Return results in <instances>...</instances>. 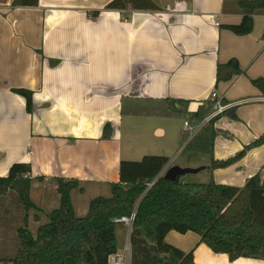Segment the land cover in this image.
<instances>
[{"label": "crops", "instance_id": "1", "mask_svg": "<svg viewBox=\"0 0 264 264\" xmlns=\"http://www.w3.org/2000/svg\"><path fill=\"white\" fill-rule=\"evenodd\" d=\"M111 1L38 0L34 7H12L13 0H0V177L13 164H26L32 193L46 181L64 179L78 182L71 202L73 192L83 196L88 190L109 197V184L119 180V163L132 161L129 143L123 142H131L133 120L168 119L135 115L129 106L187 101L189 116L207 109L214 90L237 120L220 116L212 125L216 136L209 151H194L199 152L194 160L179 167L194 169L199 162L208 183L238 189L255 175L263 178L264 143L227 167H208L234 157L264 134V96L251 84L264 77V12L253 15L250 34L237 36L224 27L239 24V2L252 0H150L158 10H105ZM94 11L97 17L91 16ZM230 59L238 62L241 74L216 82L217 66ZM17 89L32 93L31 113L13 92ZM105 125L109 138H104ZM153 135L162 138L165 129L157 125ZM155 147L148 143L133 154L142 158L144 149ZM172 166L170 160L160 176ZM197 174L183 181L205 184L186 179ZM84 209L81 215L74 209L76 216H85ZM40 222L30 213L31 231ZM116 239L121 253L129 239L126 228L117 229ZM164 241L185 253L193 250V264H264L243 258L230 262L191 232H169ZM3 247L0 237V257L6 255Z\"/></svg>", "mask_w": 264, "mask_h": 264}, {"label": "trees", "instance_id": "2", "mask_svg": "<svg viewBox=\"0 0 264 264\" xmlns=\"http://www.w3.org/2000/svg\"><path fill=\"white\" fill-rule=\"evenodd\" d=\"M38 0H13L12 7H34ZM241 22L224 28L237 36L248 35L253 29V15L264 12V0L240 1ZM156 11L150 0H112L105 7L109 11ZM98 12L91 13L97 17ZM241 74L238 62L230 59L216 68V82L229 81ZM251 84L264 96V77L251 80ZM25 100L27 113L32 112V93L24 89L13 91ZM149 108L146 103L129 106L132 114L171 117L187 114L188 102L164 100ZM149 105H153L150 103ZM157 105V104H155ZM189 115L194 124L202 121L211 110ZM147 108L149 111H147ZM160 110V111H157ZM125 112V111H124ZM220 116L237 120L233 109H228L208 123L206 133L189 141L186 147L193 151L208 152L216 132L212 125ZM110 126H104V138H109ZM183 135L182 140L185 141ZM264 143V134L234 157L212 161L209 170L224 168L244 156L247 150ZM165 156L146 155L140 161L119 163V180L109 184V197L93 198L85 216L77 217L71 202V192L78 188L73 180L54 179L59 205L43 213L30 199L32 179L30 167L13 164L5 177H0V196L13 191L23 206L21 226L16 228L17 246L13 257H0V264H107L108 257L116 254V231L123 225L114 219L130 217L134 213L129 234L130 264H193V250L185 253L167 244L169 232L194 233L200 243L214 254L227 255L230 262L239 258L264 262V177L247 180L242 189L214 182L191 184L179 177L165 180L160 173L168 164ZM35 180L41 181V178ZM82 189H79L81 192ZM14 211V210H13ZM39 221L42 214L46 222L32 232L27 224L30 213Z\"/></svg>", "mask_w": 264, "mask_h": 264}, {"label": "rangeland", "instance_id": "3", "mask_svg": "<svg viewBox=\"0 0 264 264\" xmlns=\"http://www.w3.org/2000/svg\"><path fill=\"white\" fill-rule=\"evenodd\" d=\"M149 108L156 109L158 108V104L155 105H149ZM161 107L164 109L165 107L161 105ZM147 111L148 108H147ZM160 111V110H157ZM209 113V112H208ZM207 113V114H208ZM227 118H229L227 116ZM230 119V118H229ZM184 120L191 121L192 118L190 116L184 115H174L172 117H168V119H162V120H157V119H136L133 120L134 123H132L131 128H130V137H131V142H123V145L129 143L128 146H130L132 155H130L128 158H131L132 161H140L141 157L134 155L133 153L135 151H139L146 147L148 143H153L156 147L153 149H144L147 153H145L147 156L148 155H156L162 154L166 156L169 161L173 160L175 163V166L179 165H184V164H189L190 161L194 160V155L199 152H194L192 151L189 147H186L187 144H185L186 141L183 142L181 140L182 135L186 136L185 140L188 137L189 131L185 132L183 122ZM235 121V120H232ZM160 125L165 129V136L164 137H156L153 135V129L157 126ZM198 124L190 123V127L193 128ZM208 127V124H205L204 127H202L194 136L195 137H202L206 133V129ZM184 131V132H183ZM202 135V136H201ZM150 152V153H148ZM151 152H156V153H151ZM195 153V154H194ZM201 154H206L208 153H201ZM197 160V159H195ZM202 162V161H201ZM199 164V167H203L201 163L197 162ZM194 164V163H193ZM196 169V168H194ZM205 171V170H204ZM200 172L196 176H187V180H193L195 182L199 183H208L209 176L207 175V172ZM186 177V176H185ZM56 182L53 180H49L41 184L39 189H35L33 193L30 191V199L32 203H35L36 205H39L40 207L43 208V213H49L51 210H53L55 207L59 205V201L56 200L55 197V187ZM42 187H46V198H42L43 196V189ZM108 196V193H102L101 191L93 192V191H87L85 195L80 196L77 194V192H73L72 196V203L75 209V212L77 215H81L82 212L85 210L84 208L88 207V202L92 200L93 198H96L97 196ZM41 201H45V203H41ZM21 207L22 210L23 206L20 205L19 200L17 198V195L13 191H8L6 192L5 195L0 196V237L3 240L4 250H2L1 253H4L6 255L4 256H9L13 257L16 254V246H17V237H16V228L21 226V219H22V211H19L18 213V207ZM14 210V213H13ZM12 214H15L14 216ZM33 213L31 212V215ZM39 221L40 223L45 222V218L42 214L39 215ZM35 224L31 225V229L34 232L35 229ZM126 234L125 232L123 233L122 237V244H125L126 242Z\"/></svg>", "mask_w": 264, "mask_h": 264}, {"label": "built area", "instance_id": "4", "mask_svg": "<svg viewBox=\"0 0 264 264\" xmlns=\"http://www.w3.org/2000/svg\"><path fill=\"white\" fill-rule=\"evenodd\" d=\"M211 21H212V19H211ZM210 99L213 102L212 108H211L210 112L208 113V115L206 117H204V119H202V121L200 123H198V125L191 128L190 123H193V120H191V121L184 120V122H183L184 131L185 132L189 131L188 137L185 140L186 141L185 144H187L189 141H191L194 138V136L196 135V133L202 127H204L205 124H208L211 119L222 114L224 111H226L230 108V105L223 103V101L219 97H217L214 90L212 91V93L210 95ZM133 219H134V213H132L130 215V217L116 218L113 220V222L115 224L123 225V227L126 228L128 233L130 234ZM129 258H130V247H129V239H128L126 246L122 250V252L109 256L108 260H107V264H129Z\"/></svg>", "mask_w": 264, "mask_h": 264}, {"label": "water", "instance_id": "5", "mask_svg": "<svg viewBox=\"0 0 264 264\" xmlns=\"http://www.w3.org/2000/svg\"><path fill=\"white\" fill-rule=\"evenodd\" d=\"M202 170L201 168H181L179 166H172L162 175V177L170 182L176 181L179 177L189 175V174H197Z\"/></svg>", "mask_w": 264, "mask_h": 264}]
</instances>
